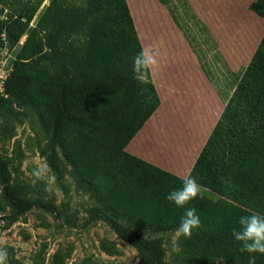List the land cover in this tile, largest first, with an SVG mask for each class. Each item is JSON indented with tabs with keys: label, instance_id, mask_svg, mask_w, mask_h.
<instances>
[{
	"label": "trees",
	"instance_id": "16d2710c",
	"mask_svg": "<svg viewBox=\"0 0 264 264\" xmlns=\"http://www.w3.org/2000/svg\"><path fill=\"white\" fill-rule=\"evenodd\" d=\"M44 2L0 0V48L4 35L15 47L27 34L0 102L13 99L39 112L52 137L50 165L62 173L58 146L78 187L96 198L99 214L138 249L139 264H165L162 240L121 221L158 235L176 230L186 208L196 209L202 227L179 239L177 262L248 264L232 230H239L241 216L264 215V36L190 174L220 198L197 197L178 208L166 196L182 186L180 177L126 149L160 104L150 68L134 71L144 49L128 1L49 0L32 25ZM249 7L264 16V0ZM0 182V210L55 209L30 197L28 184H14L1 156ZM102 246L118 251L106 239ZM256 256V264H264V255ZM54 262L63 264L59 257Z\"/></svg>",
	"mask_w": 264,
	"mask_h": 264
},
{
	"label": "rangeland",
	"instance_id": "374dc122",
	"mask_svg": "<svg viewBox=\"0 0 264 264\" xmlns=\"http://www.w3.org/2000/svg\"><path fill=\"white\" fill-rule=\"evenodd\" d=\"M127 1L144 52L151 57L160 104L126 149L179 177L189 176L264 36V16L250 9L255 0ZM26 37L15 47L4 39L0 57L5 69L13 68ZM51 138L36 109L13 99L0 102V156L9 162L14 184H28L30 197L55 206H35L22 214L11 205L0 210L6 264H55L57 257L63 264H139L138 249L99 214L96 198L78 187L58 146L62 173L52 168ZM201 187L198 198H220ZM121 222L143 237H159L165 264H182L173 250L175 230L155 235ZM104 239L118 251L107 252Z\"/></svg>",
	"mask_w": 264,
	"mask_h": 264
},
{
	"label": "clouds",
	"instance_id": "9594fccd",
	"mask_svg": "<svg viewBox=\"0 0 264 264\" xmlns=\"http://www.w3.org/2000/svg\"><path fill=\"white\" fill-rule=\"evenodd\" d=\"M151 62L149 54L142 52L134 60V71H146ZM139 78V77H137ZM143 82V81H141ZM182 186L178 189L170 191L166 199L174 203L178 208H185L192 200L202 195V187L198 184L195 177H180ZM49 193L52 192L51 187L45 189ZM239 230L233 229L232 236L240 243V251L249 254L248 264H256V254L264 255V215L252 213L250 215L241 216L239 219ZM202 227V221L197 214L195 208H186L185 214L181 218L179 226L175 230L172 238L173 250L180 251L179 239L184 237L190 239L194 230ZM5 241L0 239V264H6L7 248L4 246Z\"/></svg>",
	"mask_w": 264,
	"mask_h": 264
},
{
	"label": "built area",
	"instance_id": "2783aa9c",
	"mask_svg": "<svg viewBox=\"0 0 264 264\" xmlns=\"http://www.w3.org/2000/svg\"><path fill=\"white\" fill-rule=\"evenodd\" d=\"M4 39H6L5 36ZM5 64L6 61H3V59L0 57V96L7 97L8 94L5 92V81L9 76L12 68L5 69Z\"/></svg>",
	"mask_w": 264,
	"mask_h": 264
},
{
	"label": "water",
	"instance_id": "95a60500",
	"mask_svg": "<svg viewBox=\"0 0 264 264\" xmlns=\"http://www.w3.org/2000/svg\"><path fill=\"white\" fill-rule=\"evenodd\" d=\"M27 38V37H26Z\"/></svg>",
	"mask_w": 264,
	"mask_h": 264
}]
</instances>
